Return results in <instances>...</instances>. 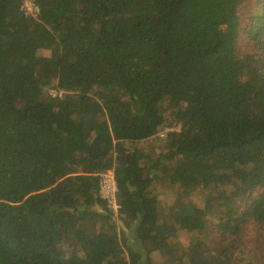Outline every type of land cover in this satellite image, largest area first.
Returning <instances> with one entry per match:
<instances>
[{
	"label": "trees",
	"instance_id": "obj_1",
	"mask_svg": "<svg viewBox=\"0 0 264 264\" xmlns=\"http://www.w3.org/2000/svg\"><path fill=\"white\" fill-rule=\"evenodd\" d=\"M23 1L0 0V264H233L264 228V0Z\"/></svg>",
	"mask_w": 264,
	"mask_h": 264
},
{
	"label": "rangeland",
	"instance_id": "obj_2",
	"mask_svg": "<svg viewBox=\"0 0 264 264\" xmlns=\"http://www.w3.org/2000/svg\"><path fill=\"white\" fill-rule=\"evenodd\" d=\"M245 3V2H244ZM244 3L242 5V8L240 9L241 18H247V15L245 16L246 10L243 12V8H246L244 6ZM248 3V2H247ZM246 4V3H245ZM244 25V24H243ZM244 36L241 34L240 36V42H239V50L241 53L246 51L245 49V41ZM41 55H47V52H40ZM44 95H56V93L52 89H45L43 91ZM169 122H173L171 119H169ZM173 126H169L168 124L165 125V128H172L175 129L177 132L180 129L179 125H176L175 123H172ZM164 131V130H162ZM161 139V138H160ZM158 137H154L153 139L149 141L143 142V147L148 150L150 146L152 147H163V142L160 141ZM112 172V171H111ZM155 190L158 194H160L165 202L166 205H168L170 202H172V196L169 190L162 188L159 185L154 186ZM164 204V203H163ZM212 225L216 224V219L214 217L211 218ZM161 231L165 230V226L160 227ZM218 235L215 234L213 231L211 234L202 233L197 234L196 236H193L192 239L185 238L182 240L183 245L190 246L195 243L197 240H201L204 243H211L212 241L218 242ZM223 247L227 249L230 253L233 254L234 262L233 264H247V262L254 261L261 258L263 256V248H264V228H259L255 226H247L240 235L233 237V238H227L224 242ZM153 251L155 250V247H152ZM122 258L125 257L124 255L121 256ZM158 256L154 255V259L158 261Z\"/></svg>",
	"mask_w": 264,
	"mask_h": 264
},
{
	"label": "built area",
	"instance_id": "obj_3",
	"mask_svg": "<svg viewBox=\"0 0 264 264\" xmlns=\"http://www.w3.org/2000/svg\"><path fill=\"white\" fill-rule=\"evenodd\" d=\"M21 9L26 15L36 16L38 8L34 0H24ZM176 131L175 129L168 128L159 133L161 138L165 137L168 132ZM98 194L100 199L105 203L106 208L115 216L118 214L120 206L117 202V188L114 176L111 171L107 170L99 173Z\"/></svg>",
	"mask_w": 264,
	"mask_h": 264
}]
</instances>
